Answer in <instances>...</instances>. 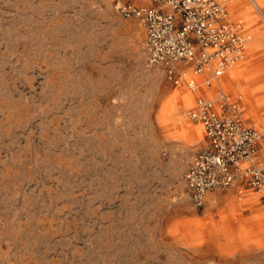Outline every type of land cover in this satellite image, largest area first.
<instances>
[{
	"label": "rangeland",
	"instance_id": "374dc122",
	"mask_svg": "<svg viewBox=\"0 0 264 264\" xmlns=\"http://www.w3.org/2000/svg\"><path fill=\"white\" fill-rule=\"evenodd\" d=\"M242 1L229 5L247 37L240 79L229 69L206 92L241 97L258 127L264 0ZM145 40L109 0H0V264H264V214L216 237L183 198L207 145L188 117L200 94L148 68Z\"/></svg>",
	"mask_w": 264,
	"mask_h": 264
},
{
	"label": "built area",
	"instance_id": "2783aa9c",
	"mask_svg": "<svg viewBox=\"0 0 264 264\" xmlns=\"http://www.w3.org/2000/svg\"><path fill=\"white\" fill-rule=\"evenodd\" d=\"M109 1L123 19L145 27L146 66L162 68L176 87L200 94L188 117L202 126L207 145L183 176V198L202 208L208 194L240 185L264 204V123H246L241 97L206 92L246 54L245 25L229 20V0Z\"/></svg>",
	"mask_w": 264,
	"mask_h": 264
},
{
	"label": "crops",
	"instance_id": "0c3cea01",
	"mask_svg": "<svg viewBox=\"0 0 264 264\" xmlns=\"http://www.w3.org/2000/svg\"><path fill=\"white\" fill-rule=\"evenodd\" d=\"M200 209L203 211L200 218H211L215 227L219 228H215L219 231L215 236L226 234L228 238L237 235V231L242 227L249 229L264 214V204L259 195L240 185L208 194L204 206ZM233 240L230 239L229 242Z\"/></svg>",
	"mask_w": 264,
	"mask_h": 264
},
{
	"label": "bare ground",
	"instance_id": "6f19581e",
	"mask_svg": "<svg viewBox=\"0 0 264 264\" xmlns=\"http://www.w3.org/2000/svg\"><path fill=\"white\" fill-rule=\"evenodd\" d=\"M243 1H244V0H243ZM243 1H242V2H243ZM230 2H231V0H229V2H228V10H229ZM235 2H236V3H239V2H241V0H235ZM234 7H235V6H234ZM235 8H236V7H235ZM253 56H254V52H251V53L249 54V58L247 59V62H250V58H252ZM227 76L230 77V80H231V81H236V80H239V79H240V75L238 74V71H237L236 68L231 69V70L228 72ZM215 83H216V82H215ZM220 83H221V82H220V79H219V81L217 82V84L221 86ZM239 83H240V81H239ZM248 85H249V84H248ZM242 86H243V85H242ZM249 86H250V85H249ZM221 87H222V86H221ZM222 88H223V87H222ZM244 88H245V87H244ZM242 91H243V90H242ZM244 93H245V95H246L247 100H248L249 98H252V96H253V93H252L250 90L245 89V90H244ZM260 94H261V93H260ZM239 96H240V95H239ZM241 96H242V95H241ZM184 101H185V103H186V106H188V105L190 104V102H191V98H190V96H186V97L184 98ZM175 115H177V114H175ZM201 127H202V126H201ZM185 129H186V130H185V134L187 135L189 141L193 140V138H195V137L201 135V133H202L201 129H194V127H193L191 124H187ZM202 129H203V128H202Z\"/></svg>",
	"mask_w": 264,
	"mask_h": 264
}]
</instances>
